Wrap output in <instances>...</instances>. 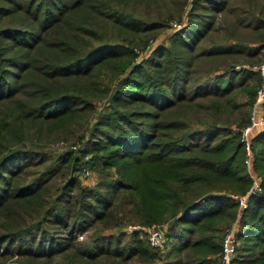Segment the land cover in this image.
I'll return each mask as SVG.
<instances>
[{"label":"trees","instance_id":"16d2710c","mask_svg":"<svg viewBox=\"0 0 264 264\" xmlns=\"http://www.w3.org/2000/svg\"><path fill=\"white\" fill-rule=\"evenodd\" d=\"M159 1L0 0V264H222L235 224L233 264H264V131L239 201L264 0H178L153 49Z\"/></svg>","mask_w":264,"mask_h":264},{"label":"built area","instance_id":"2783aa9c","mask_svg":"<svg viewBox=\"0 0 264 264\" xmlns=\"http://www.w3.org/2000/svg\"><path fill=\"white\" fill-rule=\"evenodd\" d=\"M175 24V25H174ZM173 26H177V29L182 27L179 23H174ZM179 24V25H178ZM246 68L255 72L259 78V84L256 89V101L252 107L250 114V123L249 126L243 129L242 131V142L247 147V163L251 170V176L253 178V186L248 195L240 197L239 201L243 208L247 207L248 198L255 193L262 192V185L258 178H255L253 174V149H252V139L255 133H260L264 131V50L262 53L261 60L253 65H247ZM89 175V170L81 173V177L85 178ZM146 232L147 240L150 246L153 249L166 251L170 246V240L167 236L166 230L157 224H152L150 226L144 227ZM237 225L235 224L233 228L226 234L225 240L223 243V251L221 254V263L222 264H233L234 253L237 247V238H236Z\"/></svg>","mask_w":264,"mask_h":264},{"label":"rangeland","instance_id":"374dc122","mask_svg":"<svg viewBox=\"0 0 264 264\" xmlns=\"http://www.w3.org/2000/svg\"><path fill=\"white\" fill-rule=\"evenodd\" d=\"M193 0H188L187 4H186V8H185V12L184 14H186L188 11H191L192 7H193ZM178 0H160L159 1V6L157 5H153V12L152 14L149 16L150 19H155L158 20L159 22L163 21V19L170 21L172 24L174 23H179V21H181L180 17H179V7H178ZM141 8V6L139 7ZM146 12L143 13V15H145ZM218 20L220 21V19L223 18V15L218 14ZM172 18V19H169ZM185 18V16L183 17ZM187 20H185L186 22ZM172 24L170 25V27L163 31L155 40V44L152 46V48H157L158 46H160L161 44H168V46H170V42H171V38L173 36V34L178 31L179 29H177V26H173ZM178 24V25H179ZM183 24V25H182ZM181 25L184 27V22ZM175 25V24H174ZM182 28V27H181ZM180 28V29H181ZM152 50H148V52L144 55L143 57H141L140 61L144 60L145 58H147V55L151 53ZM257 63V62H256ZM255 63V64H256ZM251 84L255 85V91L258 87L259 84V78H258V82L256 83V81H252ZM248 157V156H247ZM247 157L245 159V164L247 166V170H249V172L251 173V170L249 168V164L247 163ZM253 164V163H252ZM254 167V166H253ZM89 170V175H87V177L82 178L81 177V181L83 182V185L85 186H90V187H94L96 186V184H98L101 181V178L103 177V174L92 169V168H88ZM258 178V180L261 182V178H259L258 176H255V178ZM248 204V203H247ZM158 225V224H157ZM139 229V228H138ZM141 230V229H140ZM238 228L236 230V234H237ZM237 237V236H236ZM144 239L147 240V236L146 234H144ZM243 241L237 239V247L234 253V258L237 256V248H239V246L242 244ZM166 253V252H164ZM162 254L163 258H166V254ZM153 264H164L161 261H156Z\"/></svg>","mask_w":264,"mask_h":264},{"label":"crops","instance_id":"0c3cea01","mask_svg":"<svg viewBox=\"0 0 264 264\" xmlns=\"http://www.w3.org/2000/svg\"><path fill=\"white\" fill-rule=\"evenodd\" d=\"M252 46H257V44L256 45H252ZM261 57H262V53L257 57V60L260 58L261 59Z\"/></svg>","mask_w":264,"mask_h":264}]
</instances>
